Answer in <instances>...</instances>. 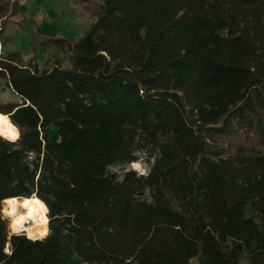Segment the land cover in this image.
I'll return each mask as SVG.
<instances>
[{"label":"trees","instance_id":"16d2710c","mask_svg":"<svg viewBox=\"0 0 264 264\" xmlns=\"http://www.w3.org/2000/svg\"><path fill=\"white\" fill-rule=\"evenodd\" d=\"M78 2L87 31L42 42L68 66L0 54L21 100L0 104L19 132L0 136V264H264V0ZM139 152L147 175L106 172ZM32 195L48 235L9 236L2 202Z\"/></svg>","mask_w":264,"mask_h":264},{"label":"rangeland","instance_id":"374dc122","mask_svg":"<svg viewBox=\"0 0 264 264\" xmlns=\"http://www.w3.org/2000/svg\"><path fill=\"white\" fill-rule=\"evenodd\" d=\"M69 1V0H66ZM36 0H0V26L1 28L5 25L10 24L13 28V32L9 34L8 36H1L0 41L2 42L3 52H7V48L15 49V52H19L24 60V62H33L37 64L38 67H41L39 63L43 64V59H45V56L43 51H45V47H37L33 41H29L28 39V33L29 29L31 31H34L36 26L33 23V25H30L29 22L26 19H23V11H29L31 9H34V3ZM74 2V0H73ZM61 3V2H57ZM52 5H48L47 8L49 9ZM77 6V5H76ZM59 8L58 6H55ZM70 13L74 15V17H78L77 25H79L82 30L85 27H89L90 23L94 20V13L96 11V4L94 3H87V4H78L77 7H70ZM16 12V13H15ZM37 12V11H36ZM2 31V29H1ZM0 31V33H1ZM62 53V52H61ZM49 56V54H48ZM61 58L59 61L61 62V65L66 67L68 66L67 62V55L66 53L61 54ZM48 63L53 62V60H50L49 57L47 58ZM45 61V62H46ZM54 63V62H53ZM67 64L66 66L64 65ZM45 65V63H44ZM50 65V64H48ZM0 86L6 87L5 80H0ZM0 104H7V103H21V100L18 96L13 94L10 89L5 90L2 88L0 90ZM48 137L51 140H58V134L56 128H50L48 131ZM230 145H234V142H231ZM142 154V152H139L138 155ZM153 163V159H150V164ZM122 168H127L128 165L122 166ZM122 174V173H121ZM2 208V204H1ZM2 214V212H1ZM2 218L7 223L8 228V235H11V232L9 230L10 227V220L9 218L5 217L2 214ZM49 232V230H48ZM12 235H23V234H12ZM48 235V234H47ZM189 264H199L197 258H193L189 261ZM241 264H248L245 260L241 261Z\"/></svg>","mask_w":264,"mask_h":264},{"label":"crops","instance_id":"0c3cea01","mask_svg":"<svg viewBox=\"0 0 264 264\" xmlns=\"http://www.w3.org/2000/svg\"><path fill=\"white\" fill-rule=\"evenodd\" d=\"M57 2L61 3L59 4ZM78 4L82 6V4L78 2V0H74V2L73 0H36L33 7L34 9L22 12V15L24 17L23 19H26L30 25H33L34 23L36 26L34 31H31V29H29V41H33V43H35L37 47H40L42 46V42L45 39L56 35H61L68 38L72 42H76L88 29V27H85L82 30V28L76 24L78 17H74V15L70 13V7H77ZM48 5L52 6L48 9ZM55 6H58L59 8ZM1 29L2 31L0 33V37L5 35L8 36L13 32V28L10 24L3 26ZM43 49H45V51H43V54L46 56L45 59H43V64L41 65L39 63V65L41 66L39 67L40 69L45 67L44 63L48 57L50 60H53V62L62 59L61 54L63 53H61L58 49L54 47H45ZM6 51L15 52L16 50H13L9 47ZM53 62L51 61V63H49V66H52ZM64 65L66 66L67 64L64 63ZM2 88H4L5 90H9V88L7 87L0 86V90H2Z\"/></svg>","mask_w":264,"mask_h":264},{"label":"bare ground","instance_id":"6f19581e","mask_svg":"<svg viewBox=\"0 0 264 264\" xmlns=\"http://www.w3.org/2000/svg\"><path fill=\"white\" fill-rule=\"evenodd\" d=\"M0 136L10 143L16 142L19 138L17 128L13 126L7 119V116L2 113H0ZM3 203L4 205L1 212L10 220V229L13 232L10 231L11 234L23 232L24 235L30 239V234L40 236L41 233L46 231L48 233L49 219L40 200L35 195L29 198H8L4 200Z\"/></svg>","mask_w":264,"mask_h":264},{"label":"clouds","instance_id":"9594fccd","mask_svg":"<svg viewBox=\"0 0 264 264\" xmlns=\"http://www.w3.org/2000/svg\"><path fill=\"white\" fill-rule=\"evenodd\" d=\"M151 168L150 157L147 152H142V154L138 155L137 159L133 162H128V167L122 168L118 164H109L106 165V172L114 174L116 178V182H122L123 176L121 173L126 175L128 172H134L138 177L145 176L149 173ZM19 234V233H17ZM48 233L47 231L41 233L40 236L29 235V238L32 240L42 239Z\"/></svg>","mask_w":264,"mask_h":264},{"label":"built area","instance_id":"2783aa9c","mask_svg":"<svg viewBox=\"0 0 264 264\" xmlns=\"http://www.w3.org/2000/svg\"><path fill=\"white\" fill-rule=\"evenodd\" d=\"M13 1V0H12ZM18 3H19V0H18ZM0 31H1V27H0ZM2 53V42L0 41V54ZM33 158V154L30 153L29 154V159L31 160Z\"/></svg>","mask_w":264,"mask_h":264},{"label":"water","instance_id":"95a60500","mask_svg":"<svg viewBox=\"0 0 264 264\" xmlns=\"http://www.w3.org/2000/svg\"><path fill=\"white\" fill-rule=\"evenodd\" d=\"M3 205H4V203L2 202V208H3ZM12 235V234H11ZM44 239V238H43Z\"/></svg>","mask_w":264,"mask_h":264}]
</instances>
